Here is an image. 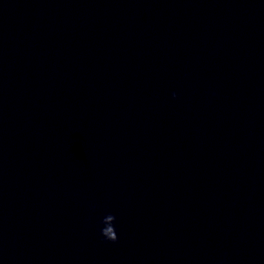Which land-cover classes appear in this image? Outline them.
Here are the masks:
<instances>
[{
  "label": "clouds",
  "instance_id": "9594fccd",
  "mask_svg": "<svg viewBox=\"0 0 264 264\" xmlns=\"http://www.w3.org/2000/svg\"><path fill=\"white\" fill-rule=\"evenodd\" d=\"M173 98L175 99L177 94L175 92L172 93ZM116 216L114 214L108 213L106 214L102 220L101 224L103 227L100 229V234L107 241L116 242L118 240L117 231L115 228Z\"/></svg>",
  "mask_w": 264,
  "mask_h": 264
}]
</instances>
